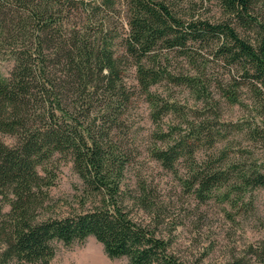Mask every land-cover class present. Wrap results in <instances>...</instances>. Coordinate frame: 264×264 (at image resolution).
<instances>
[{"label": "trees", "instance_id": "1", "mask_svg": "<svg viewBox=\"0 0 264 264\" xmlns=\"http://www.w3.org/2000/svg\"><path fill=\"white\" fill-rule=\"evenodd\" d=\"M211 1L218 16L195 14L197 1L189 11L174 0H0V60L12 61L0 71V264H50L54 241L88 236L127 264H186L124 204L123 140L139 96L161 141L150 156L197 199L248 209V194L264 188V12L258 0ZM176 58L193 71L172 69ZM211 62L227 77H209ZM163 82L184 86L200 107L159 93ZM221 99L243 118L220 120ZM168 115L177 123L164 130ZM60 159L72 162L93 204L41 217ZM139 192L135 203L152 207L143 181ZM222 264H264V247L249 244Z\"/></svg>", "mask_w": 264, "mask_h": 264}, {"label": "rangeland", "instance_id": "2", "mask_svg": "<svg viewBox=\"0 0 264 264\" xmlns=\"http://www.w3.org/2000/svg\"><path fill=\"white\" fill-rule=\"evenodd\" d=\"M174 2L189 11L194 4L195 14L204 17L219 15L217 4L211 0ZM257 2V8L264 12V0ZM118 15V10L109 12L112 24L117 28L121 23ZM119 30L123 31V24ZM171 62L172 69L177 72L193 71L185 59L176 58ZM11 66V60H0L3 74H7ZM205 66V73L209 77L221 80L227 77V70L220 63L211 62ZM127 80L133 83V67L127 70ZM156 90L186 109L200 107V102L184 86L163 82ZM219 114L220 120L230 122L243 118L245 111L221 99ZM176 123L174 115H168L161 126L166 130ZM127 124L130 131L123 140V148L130 154V161L124 169L121 189L126 210L134 221L166 238L174 254L186 264H222L244 254L249 244L264 247V188H257L248 194L249 197L245 198V202L248 198L251 200L248 209L241 207V204L231 206L218 196L201 201L184 189L178 175L164 169L150 156V146L160 145L161 141L154 136L157 128L149 118V108L142 96L136 98ZM2 139L9 144L14 142V138L6 134L2 135ZM54 172L56 178L48 189L49 198L40 210L41 217L67 215L92 206L94 197H88L83 190L82 181L71 161L57 160ZM142 181L148 188L150 208L135 203ZM8 209L9 206L5 205L4 210ZM53 244L54 256L50 264H127L125 257H109L93 236L70 245H64L61 241H54Z\"/></svg>", "mask_w": 264, "mask_h": 264}]
</instances>
